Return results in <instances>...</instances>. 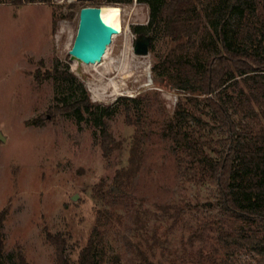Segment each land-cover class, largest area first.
Masks as SVG:
<instances>
[{
	"label": "rangeland",
	"instance_id": "1",
	"mask_svg": "<svg viewBox=\"0 0 264 264\" xmlns=\"http://www.w3.org/2000/svg\"><path fill=\"white\" fill-rule=\"evenodd\" d=\"M97 1L32 0L16 7L10 0H0V133L5 138L0 141V212L8 210L4 264H21L17 245L32 264H57L48 231L68 238L69 264H77L97 210L113 215L104 264H138L142 252L155 264H223L226 256L217 229L208 230L202 239L193 236L205 220H226L216 203L217 187L209 181L193 182L179 166V150L162 134L178 102L190 96L180 93L172 78L153 71L171 44L160 29H146L151 9L135 0L117 5L122 10V31L114 36L102 65L88 68L72 59L80 11L96 7ZM206 23L198 48L190 53L196 61H204L217 49ZM135 27L145 29L136 34ZM141 34L152 38L146 57L134 53ZM141 63L149 66L147 73L139 68ZM56 67L75 77L35 80L37 70L42 74ZM105 69L113 74L99 77L98 71ZM112 78L119 83L113 96ZM106 87V97L96 100L94 89L103 93ZM86 97L91 111L83 108L56 117L50 109ZM128 98L139 100L138 111L144 119L139 134L126 121ZM106 110L110 129L120 142L107 160L97 125V117ZM39 117L42 127L27 124ZM208 124L203 133L206 151L215 154L217 142L227 135L217 122ZM134 149L138 168L128 193L109 196L116 173L129 167ZM100 184L106 199L95 193ZM261 260L258 252L247 249L236 253L230 264H263Z\"/></svg>",
	"mask_w": 264,
	"mask_h": 264
},
{
	"label": "trees",
	"instance_id": "2",
	"mask_svg": "<svg viewBox=\"0 0 264 264\" xmlns=\"http://www.w3.org/2000/svg\"><path fill=\"white\" fill-rule=\"evenodd\" d=\"M49 0H41L48 2ZM135 0H98L100 4H132ZM151 9L149 26L160 29L171 44L165 57L153 68L158 75L174 80V87L185 95L162 126V134L179 150L180 168L193 182L206 181L218 190L216 203L226 219H208L197 225L194 237L202 239L210 229L219 231L218 243L225 253L223 264H230L239 251L258 252L264 264V0H136ZM20 7L32 0H10ZM235 19V24L232 20ZM210 23L216 39L215 52L204 61L190 56L199 46L201 34ZM144 27L133 28L140 33ZM75 76L57 67L35 80L49 78L72 80ZM125 107L128 124L137 134L144 129L139 100ZM88 97L74 103L63 102L51 107L56 117L92 109ZM136 110H135V109ZM134 113V114H133ZM206 117V119L204 118ZM208 121L217 122L226 133L220 139L215 154L206 151L204 131ZM42 118L30 120L29 125L42 127ZM100 128L99 145L104 159H109L120 147L109 124V110L97 117ZM143 129V130H142ZM138 137V136H136ZM138 168L136 149L130 165L116 173L109 196L128 193ZM191 173V174H190ZM104 184L96 187L99 198L106 199ZM8 210L0 212V264L6 255L5 225ZM113 224V215L97 210L95 223L85 246L80 248L77 264H104L106 234ZM48 242L56 249L57 264H69L68 238L62 234L46 233ZM21 264H32L17 245ZM138 264H155L147 254H141Z\"/></svg>",
	"mask_w": 264,
	"mask_h": 264
},
{
	"label": "water",
	"instance_id": "3",
	"mask_svg": "<svg viewBox=\"0 0 264 264\" xmlns=\"http://www.w3.org/2000/svg\"><path fill=\"white\" fill-rule=\"evenodd\" d=\"M119 31L103 19L101 7H83L79 15V27L70 55L85 64L100 63ZM152 47V38L141 34L136 40L134 53L147 56ZM0 141L5 138L0 133Z\"/></svg>",
	"mask_w": 264,
	"mask_h": 264
},
{
	"label": "bare ground",
	"instance_id": "4",
	"mask_svg": "<svg viewBox=\"0 0 264 264\" xmlns=\"http://www.w3.org/2000/svg\"><path fill=\"white\" fill-rule=\"evenodd\" d=\"M102 15H103V19L105 20V22L107 24L113 26L119 32L122 31V10L120 9V7L115 6V5H108L106 7H102ZM108 51H109V49H108ZM108 54H109V52L104 56L102 61L107 59ZM137 57H138V55H137ZM141 57H146V56H141ZM102 61L100 63H95V64H85V63H83V64L88 68H98V66L102 65ZM141 65L142 66H140L139 68H143L142 72L147 73L149 70V66L145 65L144 63H141ZM98 73H99V77H101V78H103L105 75H108V74L112 75L113 74L111 69H105L104 71H98ZM138 77H141V76H138ZM150 83H151V81H150ZM109 85H110V88H113L112 96L117 94L119 91V83L115 82L112 78L109 81ZM107 88L108 87L103 89V93H100L98 89H94L95 95H96L95 99L96 100L104 99L106 97L105 96V93H106L105 90H107Z\"/></svg>",
	"mask_w": 264,
	"mask_h": 264
}]
</instances>
